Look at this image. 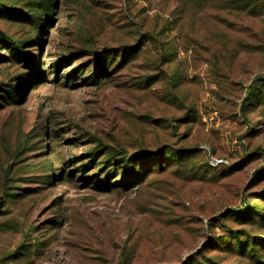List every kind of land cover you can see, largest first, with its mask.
Here are the masks:
<instances>
[{
    "label": "rangeland",
    "instance_id": "374dc122",
    "mask_svg": "<svg viewBox=\"0 0 264 264\" xmlns=\"http://www.w3.org/2000/svg\"><path fill=\"white\" fill-rule=\"evenodd\" d=\"M263 169L264 0H0V264H264Z\"/></svg>",
    "mask_w": 264,
    "mask_h": 264
},
{
    "label": "trees",
    "instance_id": "16d2710c",
    "mask_svg": "<svg viewBox=\"0 0 264 264\" xmlns=\"http://www.w3.org/2000/svg\"><path fill=\"white\" fill-rule=\"evenodd\" d=\"M17 50H19V49L17 48ZM250 92H251V91L249 90V92H248V94H247V97H248V98H250ZM159 157H160V156H159ZM154 158H155V157H154ZM263 171H264V169H263ZM244 212H245V209L243 208V209H241V211H236L235 213H236V216H237V217L240 216V217L242 218V217L244 216ZM241 215H242V216H241Z\"/></svg>",
    "mask_w": 264,
    "mask_h": 264
},
{
    "label": "built area",
    "instance_id": "2783aa9c",
    "mask_svg": "<svg viewBox=\"0 0 264 264\" xmlns=\"http://www.w3.org/2000/svg\"><path fill=\"white\" fill-rule=\"evenodd\" d=\"M202 148H204V147H202ZM222 163V161H218V160H212L211 161V164L213 165V166H218L219 164H221Z\"/></svg>",
    "mask_w": 264,
    "mask_h": 264
}]
</instances>
